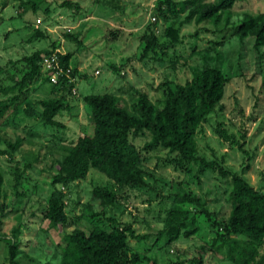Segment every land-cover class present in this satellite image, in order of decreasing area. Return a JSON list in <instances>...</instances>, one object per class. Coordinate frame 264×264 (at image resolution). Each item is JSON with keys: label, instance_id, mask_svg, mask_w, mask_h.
I'll list each match as a JSON object with an SVG mask.
<instances>
[{"label": "rangeland", "instance_id": "rangeland-1", "mask_svg": "<svg viewBox=\"0 0 264 264\" xmlns=\"http://www.w3.org/2000/svg\"><path fill=\"white\" fill-rule=\"evenodd\" d=\"M63 1L0 0L1 85H10L9 76L19 78L23 73L21 66L11 62L38 49L52 50V45L60 54H71L69 66L76 71V96L67 98L66 107L54 118L62 128L42 125L37 118L38 101L53 94L57 99L65 98L42 77L27 87L20 106L0 122V151H5L0 155V264H9L7 241L16 244L17 264H55L64 236L74 228L87 233L90 225L106 232L129 225L135 235H142L139 241L127 239L128 254L137 258L135 264H146V259L156 264H194L195 250L211 244L219 230L195 208L183 205L194 218L193 233L185 238L181 230L169 240L170 236L161 231L165 210L174 194H189L204 202L212 220L225 221L231 207L227 176L200 170L198 162L180 171L173 164V155L151 150L142 153L144 186L115 192L117 200L112 206L101 207L90 200L93 187L115 191L112 182L94 169L65 188L55 186L63 195L68 220L65 225H51L43 214L52 189V166L71 143L90 134L89 108L82 103L83 97L116 95L131 110V90L135 88L158 106L174 85L191 78L189 68L195 66L198 51L223 36L227 42L222 73L228 81L221 108L209 114L197 129L195 157L215 161L264 194V46L256 57L249 44L241 50L235 36L225 30L244 16L264 15V0H238L222 13L218 23L210 19L198 25L193 19L187 20L185 13L173 14L172 6L168 10L161 6L165 17H158L156 8L163 0H68L77 6L74 9L60 8ZM170 1L173 5L181 0ZM34 26L44 38L31 39ZM147 27L157 38V45L165 48L157 47L141 56L144 44L140 37ZM168 29L177 31L171 48ZM216 129L224 131L226 141L218 138ZM15 139L22 140L11 152L7 145ZM148 139V133L141 132L130 142L140 148ZM223 256V252L206 254L201 264H227Z\"/></svg>", "mask_w": 264, "mask_h": 264}, {"label": "trees", "instance_id": "trees-1", "mask_svg": "<svg viewBox=\"0 0 264 264\" xmlns=\"http://www.w3.org/2000/svg\"><path fill=\"white\" fill-rule=\"evenodd\" d=\"M236 1L238 0H216L215 3H204L201 0H181L172 5L170 0H163L157 6L156 12L158 17L164 20L165 15L161 6L167 10L172 6L173 14L176 11L185 13V18L193 19L196 25L210 19L216 24L222 13L230 10ZM59 7L77 8L68 0L60 3ZM33 30L36 31L30 36L32 40L43 37L41 31ZM225 30L231 33L230 36H235L241 50L249 44L253 55L258 57L259 48L264 46L263 14L254 17L244 16L238 24L225 26ZM176 34L177 31L168 29L166 36L171 41L168 48L176 43ZM64 37L77 41L68 34ZM140 41L144 44L141 56H145L154 48H165L163 45H157V38L149 27L140 37ZM226 42L222 36L220 40L210 41L207 47L198 51L195 66L189 68L191 78L183 84L174 85L158 106L149 100L146 93L138 91L132 94L134 100L131 103V110L112 94L83 97L82 103L89 108L90 134L83 135L71 143L64 155L52 166L54 167L50 181L52 189L43 218L51 225L66 224L68 218L64 211L63 195L55 186L65 188L73 182L83 180L88 169H94L104 175L112 182L115 190L93 187L90 190V200L96 201L101 207L114 205L117 200L115 192H125L144 186L142 153L161 149L173 155V164L180 171L187 170L189 163L198 162L200 170L202 168L215 170L220 177L227 176L230 180L227 197L231 207L225 221L212 220L204 202L197 196L174 194L172 204L165 210L162 219L161 231L170 236L169 240L175 239L181 230L185 238L193 233L194 218L189 217V211L182 207L189 205L195 208L211 227L219 230L211 244H202L195 250L196 256L191 260L192 263L201 264L206 254L223 252L227 264H264V194L248 185L240 175L223 170L215 161H204L195 157V135L198 127L216 108H221L219 104L228 81L222 73L223 49ZM52 48L49 51L48 49L33 51L11 62L13 66L16 64L21 66L23 73L19 78L15 75L9 76L10 85L3 86L0 83V122L20 106L28 86L37 82L40 77L49 84L48 77H45L40 69L39 61L48 53L54 51L58 53L53 45ZM70 58L69 53L60 54L58 56L60 66L69 67ZM75 75L76 71L70 68L73 82L66 84V79H59L57 84H49L57 89L55 92H59L58 94L64 93V99H57L53 94L49 99L37 102L39 106L37 118L42 125L62 128L54 118L66 107L67 101L76 96L70 93V90L74 89ZM141 132H147L149 139L140 148H136L130 139ZM214 132L218 138L226 141L224 131L216 129ZM21 140L15 139L13 143H9L8 149L11 152L15 151ZM238 149L241 150L240 145ZM4 154L5 151H0V155ZM17 181L16 176L14 186ZM2 182L0 174V199ZM128 238L139 241L143 236L135 235L129 225L113 227L108 232L97 225H90L87 233L74 228L64 236V245L56 253L55 264H135L137 258L128 254ZM6 244L9 264H17L15 242L7 241ZM146 264L156 262L153 259H146Z\"/></svg>", "mask_w": 264, "mask_h": 264}, {"label": "built area", "instance_id": "built-area-1", "mask_svg": "<svg viewBox=\"0 0 264 264\" xmlns=\"http://www.w3.org/2000/svg\"><path fill=\"white\" fill-rule=\"evenodd\" d=\"M153 20V19H152ZM60 55V54H59ZM58 53L56 51L48 53L47 55L41 57L39 61V66L42 71V73L45 75V77H48V83L50 85L57 84V80L59 79H66V84L73 82V78L70 77V67L63 68L60 66L58 61ZM97 75V72L95 71V74ZM71 95H76L75 90H70Z\"/></svg>", "mask_w": 264, "mask_h": 264}, {"label": "crops", "instance_id": "crops-1", "mask_svg": "<svg viewBox=\"0 0 264 264\" xmlns=\"http://www.w3.org/2000/svg\"><path fill=\"white\" fill-rule=\"evenodd\" d=\"M33 29H36V27L34 26ZM38 50H39V49H38ZM35 51H36V50H35ZM68 65H69V64H68ZM69 67H70V66H69ZM74 79H75V78H74ZM134 91H137V90H136L135 88H132V90H131V92H132V93H131V96H132V94H133ZM144 93H145V92H144ZM114 96H116V95H114ZM116 97H117V96H116ZM117 98L119 99V97H117ZM119 100H120V99H119Z\"/></svg>", "mask_w": 264, "mask_h": 264}]
</instances>
